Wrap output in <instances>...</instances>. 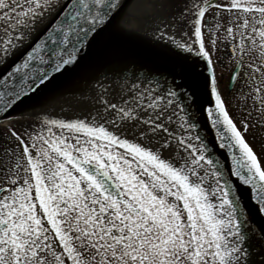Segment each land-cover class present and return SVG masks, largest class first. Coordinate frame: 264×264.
Returning a JSON list of instances; mask_svg holds the SVG:
<instances>
[{
	"label": "snow or ice",
	"instance_id": "6c2138e0",
	"mask_svg": "<svg viewBox=\"0 0 264 264\" xmlns=\"http://www.w3.org/2000/svg\"><path fill=\"white\" fill-rule=\"evenodd\" d=\"M121 6L120 0H0V21L7 18L0 67L30 45L0 74V111L73 64ZM213 8L235 16L226 31L232 40L239 37L232 49L239 53L236 70H250L264 117V0H194L193 43L207 63V103L215 106L203 112L227 152L224 162L199 135L189 97V104L179 102L183 84L165 88L150 76L122 91L118 102L102 98L103 111L89 117L45 118L47 135L27 133L25 140L12 131L23 151L0 184V264H264V226H253L235 187L250 189L264 219V165L218 90L213 51L203 39L204 17ZM218 18L219 11L215 30L208 28L213 50ZM171 39L194 51L187 41Z\"/></svg>",
	"mask_w": 264,
	"mask_h": 264
},
{
	"label": "water",
	"instance_id": "95a60500",
	"mask_svg": "<svg viewBox=\"0 0 264 264\" xmlns=\"http://www.w3.org/2000/svg\"><path fill=\"white\" fill-rule=\"evenodd\" d=\"M130 1L120 0L122 6L115 14L111 25L77 54V60L73 64L67 66L62 73L53 74L51 82L42 86L37 92L22 96L16 106L7 113L0 111V122L42 105L52 96L63 93L67 88L75 87L74 84L78 82V78L88 83L92 80L133 77L145 73L159 82L173 84L175 81V83L183 84L184 87L178 91L182 93L183 98L189 97L190 106L202 124L209 146L215 147V154H218L217 158L223 163L227 152L219 149L215 129L211 128L203 112V108L215 107L214 103H207L211 76L206 61L201 58L197 62L167 47L152 45L139 37L116 30ZM27 50H30V45L10 58L7 65L0 67V74L10 70L15 63H19L22 54ZM189 101L186 102L189 104ZM221 131H224L223 125H221ZM224 134L230 135L226 132ZM237 154H239L238 151ZM235 187L239 188L243 204L250 210L251 221H255L256 226H264V219L257 214V206L250 199V189L238 184Z\"/></svg>",
	"mask_w": 264,
	"mask_h": 264
},
{
	"label": "bare ground",
	"instance_id": "6f19581e",
	"mask_svg": "<svg viewBox=\"0 0 264 264\" xmlns=\"http://www.w3.org/2000/svg\"><path fill=\"white\" fill-rule=\"evenodd\" d=\"M156 7L160 8L159 0H131L127 5V7L125 8L116 30L122 33L140 37L144 40H147L152 45L167 47L170 50L190 56V58L199 62L200 58L194 52L189 53L183 51L177 48L176 45L172 42L171 38L173 37L177 41H181V38L176 33H174V31L170 27V22L161 16L160 10H157ZM37 27H39V25H37ZM26 34L28 33L26 32ZM2 36H4V34L1 35L0 37ZM28 45L29 44H25L21 49V51L24 48H26ZM78 81H82L81 78H78ZM160 85L167 88L163 84V82H160ZM109 86L110 85L108 84L104 85V87H109ZM125 89L127 90L129 88L125 87ZM120 94L121 93H118L117 95L114 96L99 95V98L96 95H94L95 98H97L98 100L94 98H90L87 100L74 101L71 103L68 102H64L63 104L57 103L56 105L53 106L50 105L46 107L41 112L31 113V116H27V117H40L43 119L45 118L63 119L66 121L76 118H86L89 117L90 114H94L100 108H103L101 104L102 98H106L111 101H117L115 100V98L120 97ZM179 102L181 104H185L184 100H180ZM97 103L98 104L100 103L99 107L95 105ZM10 123L12 122L7 121L1 126H6L7 124ZM173 128L176 129L177 126L173 125ZM169 155H170L169 152L164 153L165 157ZM251 222L253 223V226L257 225L255 221H251Z\"/></svg>",
	"mask_w": 264,
	"mask_h": 264
},
{
	"label": "rangeland",
	"instance_id": "374dc122",
	"mask_svg": "<svg viewBox=\"0 0 264 264\" xmlns=\"http://www.w3.org/2000/svg\"><path fill=\"white\" fill-rule=\"evenodd\" d=\"M169 1L171 2L168 7L167 14L169 15L170 24L175 29V31L178 32L177 34L181 38V41L183 42L187 41L190 45H192L193 49L196 51L193 45V41H194V38L192 36L193 26L191 24V21L195 17L192 15V12L189 11L190 9H192L194 0H169ZM9 2H11V0H9ZM196 2L203 3V0H196ZM20 3L24 5V0H20ZM20 10L21 9L18 7L17 11H20ZM218 11H219V18H218L219 24L222 25V27L219 29V32H216V37L219 40H217L214 50L211 47V40H212L211 37L213 38V33L211 34L210 32L207 33L204 38L205 40L207 39V41L209 40V43H210L209 50L213 51V56L216 53L217 47L223 46L225 44V41L228 39V37H226L228 36L226 29L227 27H229V20L235 19V16L230 15V13L227 10H223V9L218 10L215 8L210 9L209 12L206 13L205 17L210 18L212 20L213 30H215L216 28V23H217L216 14ZM0 15H2V12H0ZM6 26H7V18H5L3 21H0V36L1 34L5 32ZM238 40H239V37L237 36L234 46L237 44ZM221 70H219V73L221 72ZM224 87L225 86L223 85L222 88ZM95 105L99 107L100 103L99 104L97 103ZM99 111H103V108H100ZM188 112H189V115H191L189 108H188ZM12 131H15L18 134L23 135V138L25 140L28 139L26 135L27 133H31L32 135H37V134L47 135L48 134L47 127L43 125L42 121L37 120V119L36 120H22V121L18 120L16 122L7 124L6 126H0V184L3 183L7 170L9 168L14 167L16 159H17L16 154L17 153L22 154V151H23L22 147L18 145L15 138L11 135ZM52 131L56 134H59L61 130L53 128ZM65 134L67 133L65 132ZM28 146L31 150L30 143L28 144ZM252 148H253L254 153L258 156L260 163L264 165V150H262L261 144H257V146L252 147ZM260 149L263 151L262 153H260L259 151ZM32 154L35 155V152H33ZM21 173H23V170H21Z\"/></svg>",
	"mask_w": 264,
	"mask_h": 264
},
{
	"label": "flooded vegetation",
	"instance_id": "af4514ba",
	"mask_svg": "<svg viewBox=\"0 0 264 264\" xmlns=\"http://www.w3.org/2000/svg\"><path fill=\"white\" fill-rule=\"evenodd\" d=\"M170 2L171 1L169 0H163L161 3V10L165 15ZM209 21H211V23H208ZM204 23L206 25L204 30L208 31V28L211 27L212 20L204 17ZM232 49L233 41L229 36L225 41V44L221 46V49H218L220 57L217 62L221 67L219 70H223H221L220 73L216 72V80L220 87L221 97L225 103L226 110L229 113L230 118L242 132L243 138L246 142L251 147L261 144L262 149H264V117L260 116V112L258 110L260 106L258 102L253 99L256 93L253 91V86L250 81V70L246 66L241 67L236 81L229 86L230 74L236 68V60L239 59V53L237 52L236 55L233 56ZM223 85L225 86V89L222 88ZM249 114H251L250 118ZM243 124L248 125L246 132L243 129Z\"/></svg>",
	"mask_w": 264,
	"mask_h": 264
}]
</instances>
